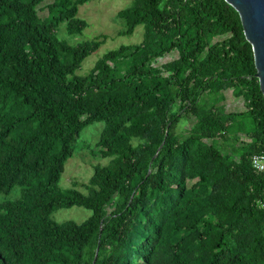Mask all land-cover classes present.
Instances as JSON below:
<instances>
[{
  "label": "trees",
  "instance_id": "16d2710c",
  "mask_svg": "<svg viewBox=\"0 0 264 264\" xmlns=\"http://www.w3.org/2000/svg\"><path fill=\"white\" fill-rule=\"evenodd\" d=\"M88 1L0 0V264H264V172L250 163L264 154V103L236 11L132 0L118 34L142 26L140 42L79 73L105 36L70 44L58 29L81 33ZM227 90L239 110H225ZM99 122L106 163L85 192L62 188ZM71 207L90 215L53 220Z\"/></svg>",
  "mask_w": 264,
  "mask_h": 264
},
{
  "label": "rangeland",
  "instance_id": "374dc122",
  "mask_svg": "<svg viewBox=\"0 0 264 264\" xmlns=\"http://www.w3.org/2000/svg\"><path fill=\"white\" fill-rule=\"evenodd\" d=\"M132 0H90L78 7L77 17L85 21L86 26L79 34L68 35L61 25L58 29V36L65 39L70 44L88 41L98 36H105L104 42L99 48L89 55L81 64L79 73L88 71L93 63L108 50L117 48L120 45H129L140 42L142 39V26L135 27L131 35H119L118 31L123 28V21L116 18V13L128 7ZM173 55L166 56L162 62L172 59ZM226 99L223 106L226 111L234 112L241 108L240 99L232 97L231 90L225 91ZM103 123H93L81 131L73 155L64 164L63 172L59 179L62 188L71 187L76 183L77 189L85 192L81 184L86 183L92 173V166L95 164H105L106 159L93 154L96 148L95 142ZM184 127V125H183ZM219 145V143H217ZM228 153L229 151H224ZM14 190L12 191L13 194ZM13 195L10 194V198ZM1 198V197H0ZM90 215V211L81 207H71L69 209H59L52 214L53 220L63 222L72 220L81 223Z\"/></svg>",
  "mask_w": 264,
  "mask_h": 264
},
{
  "label": "water",
  "instance_id": "95a60500",
  "mask_svg": "<svg viewBox=\"0 0 264 264\" xmlns=\"http://www.w3.org/2000/svg\"><path fill=\"white\" fill-rule=\"evenodd\" d=\"M237 13L244 39L253 55L259 90L264 103V0H224Z\"/></svg>",
  "mask_w": 264,
  "mask_h": 264
},
{
  "label": "built area",
  "instance_id": "2783aa9c",
  "mask_svg": "<svg viewBox=\"0 0 264 264\" xmlns=\"http://www.w3.org/2000/svg\"><path fill=\"white\" fill-rule=\"evenodd\" d=\"M251 167L257 172H264V154H253L250 157Z\"/></svg>",
  "mask_w": 264,
  "mask_h": 264
}]
</instances>
